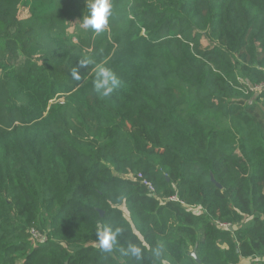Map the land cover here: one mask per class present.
<instances>
[{
	"label": "trees",
	"instance_id": "16d2710c",
	"mask_svg": "<svg viewBox=\"0 0 264 264\" xmlns=\"http://www.w3.org/2000/svg\"><path fill=\"white\" fill-rule=\"evenodd\" d=\"M113 6L97 35L87 0H0V264H264V0ZM98 64L125 68L110 98L50 107Z\"/></svg>",
	"mask_w": 264,
	"mask_h": 264
},
{
	"label": "clouds",
	"instance_id": "9594fccd",
	"mask_svg": "<svg viewBox=\"0 0 264 264\" xmlns=\"http://www.w3.org/2000/svg\"><path fill=\"white\" fill-rule=\"evenodd\" d=\"M113 0H87V15L83 16V19L79 21L80 26L84 30H91L97 35L105 32L110 26V19L113 15ZM93 64L91 59H85L80 62L78 68L72 70V76L76 80H81L79 75L80 68H86ZM121 80L116 74L103 64H98L95 67V80L94 88L98 94L103 98H110L114 92L121 87ZM123 199V198H121ZM122 233L121 228H116L115 231L110 226L100 225L96 226V237L98 239L97 247L104 253H111L114 245L117 241V237ZM161 246L158 245L155 251V255H160ZM131 254L136 259L143 258V251L140 247L129 244L128 250L124 252V255Z\"/></svg>",
	"mask_w": 264,
	"mask_h": 264
},
{
	"label": "rangeland",
	"instance_id": "374dc122",
	"mask_svg": "<svg viewBox=\"0 0 264 264\" xmlns=\"http://www.w3.org/2000/svg\"><path fill=\"white\" fill-rule=\"evenodd\" d=\"M126 1V0H125ZM131 7V6H130ZM144 32L143 31H141V34H143ZM73 44H76L77 46L79 45L78 44V41L76 40V39H74L73 40ZM202 45L203 46H206V43H205V41H203L202 42ZM83 52H85V51H83ZM104 52H106V56L108 57V58H111L112 57V55H114V50H113V48H107V49H105L104 50ZM103 52V53H104ZM170 54L173 56V57H179L180 56V51H179V48H178V46H177V44H173L171 47H170ZM134 53H136V54H138V55H141L138 51H135ZM128 58H130V55L129 56H127ZM86 58H88V57H86ZM96 59H98V58H96L95 56H92V61H96ZM137 65L139 64V63H136ZM122 65L123 64H120L118 67H116V68H114V69H111V68H109V69H111L115 74H116V76L118 77V78H120V70H119V67H120V69H125V68H122ZM106 67V66H105ZM108 68V67H107ZM93 73H94V76H93V81L92 82H87V81H85L83 84H82V86L78 89V92L77 93H75V94H73V95H71V94H68L67 96H68V98L66 97H64L65 95H62V96H56L55 97V99L53 100V101H51L50 102V107H54L55 109H58V110H62L63 108H66V107H70L69 109H73V107H74V105H78V104H83V101L85 102V100H86V102L88 103V102H90L92 99H91V97H92V95H94V94H97V92H96V90H95V88H94V80H95V68H94V70H93ZM85 80V79H84ZM83 80V81H84ZM239 80H241L239 77H238V81ZM241 83H243L242 81H241ZM244 83H247V82H244ZM243 83V84H244ZM79 87V86H78ZM76 95V96H75ZM80 95V96H79ZM97 96V95H96ZM100 97V96H99ZM83 98V99H82ZM200 100H201V98L199 97V98H197V99H194V98H192L191 99V101H190V104H191V106H192V108L193 109H196V108H198V104L200 103ZM57 110V111H58ZM69 126H73V121L71 120L70 122H69ZM235 159L236 160H238V159H240V155L238 154V153H236V155H235ZM235 167V166H234ZM111 172L115 175V176H121V177H124V178H129V179H133V178H137L138 176V174L139 173H129V172H127L126 174H124V175H119L118 173H119V171H117V168H113L112 170H111ZM142 175V174H141ZM143 177V176H142ZM125 214H127V213H125ZM41 235V234H40ZM42 236V235H41ZM41 239H38V240H34V242L32 241V243H34V244H37L39 241H40ZM94 245H96V244H94ZM194 251V248L192 249H190V253H192ZM247 264H251L250 263V261L248 260V262H247Z\"/></svg>",
	"mask_w": 264,
	"mask_h": 264
},
{
	"label": "built area",
	"instance_id": "2783aa9c",
	"mask_svg": "<svg viewBox=\"0 0 264 264\" xmlns=\"http://www.w3.org/2000/svg\"><path fill=\"white\" fill-rule=\"evenodd\" d=\"M245 89H246V93H249V92L258 93L259 91L264 89V82L260 83L259 85H255V86L246 85ZM137 176H138L137 179L141 180V183L148 189L149 192L154 191V189L152 188L150 183L147 182L145 179H143L141 174H138ZM170 201H177V199H176V197H171ZM216 223H217V226L221 229L227 230V229H230V227H231V225L227 224V223H220V222H216ZM30 235H31V238L33 241L35 239L38 240L41 238L40 234L37 231H35L34 229H31Z\"/></svg>",
	"mask_w": 264,
	"mask_h": 264
},
{
	"label": "water",
	"instance_id": "95a60500",
	"mask_svg": "<svg viewBox=\"0 0 264 264\" xmlns=\"http://www.w3.org/2000/svg\"><path fill=\"white\" fill-rule=\"evenodd\" d=\"M190 254H191V256H193L195 259H197L196 254H195V251H193V252L190 253Z\"/></svg>",
	"mask_w": 264,
	"mask_h": 264
},
{
	"label": "crops",
	"instance_id": "0c3cea01",
	"mask_svg": "<svg viewBox=\"0 0 264 264\" xmlns=\"http://www.w3.org/2000/svg\"><path fill=\"white\" fill-rule=\"evenodd\" d=\"M248 260L243 259L241 264H247Z\"/></svg>",
	"mask_w": 264,
	"mask_h": 264
}]
</instances>
